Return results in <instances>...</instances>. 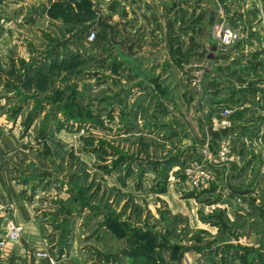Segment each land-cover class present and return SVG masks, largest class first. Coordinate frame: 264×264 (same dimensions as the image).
Segmentation results:
<instances>
[{
    "label": "rangeland",
    "instance_id": "374dc122",
    "mask_svg": "<svg viewBox=\"0 0 264 264\" xmlns=\"http://www.w3.org/2000/svg\"><path fill=\"white\" fill-rule=\"evenodd\" d=\"M37 1L0 0V264H132L127 253L136 231L154 233L163 243L152 254L155 262L146 264L188 259L204 264L210 254H198L208 252L203 239L220 246L226 234L245 243L257 239L262 229L252 225L246 205L247 228L228 221L211 194L202 201L184 198L185 185L178 184L184 165L199 158L184 156L183 140L192 134L180 139L158 128L135 130L128 107L118 103L121 87L129 90V84L121 81L124 70L118 69L113 48L107 47V57L75 52L80 56L56 63L69 57L66 42L92 29L95 11L83 0L52 2L47 11ZM214 4L219 15L214 18L232 23L226 1ZM255 20L264 37V14ZM240 23L232 24L240 29ZM174 156L185 159L168 192L165 183L157 186L163 170L155 163L169 162L163 172L167 182L178 160L172 161ZM146 162L153 171L139 177ZM19 200L36 226L22 228L18 240L8 241L5 219ZM183 208L188 217L180 213ZM248 252L257 255L231 256L220 264H264L262 242Z\"/></svg>",
    "mask_w": 264,
    "mask_h": 264
},
{
    "label": "crops",
    "instance_id": "0c3cea01",
    "mask_svg": "<svg viewBox=\"0 0 264 264\" xmlns=\"http://www.w3.org/2000/svg\"><path fill=\"white\" fill-rule=\"evenodd\" d=\"M58 1L37 3L47 11ZM225 1L232 23L241 22V39L230 46L219 45L210 33L215 20L209 22L208 8L219 17L214 0H83L95 11L93 27L65 44L81 56L107 57V47L113 48L114 61L124 70L121 81L129 84V90L121 87L118 103L128 107L135 130L158 128L180 139L190 132L187 142L182 139L184 156L192 153L199 159L203 151L205 156L215 155L223 140L229 142V159L209 164L213 180L207 188L191 189L186 184L177 168L182 157L168 172V192L181 177L178 184L188 187L182 188L187 191L184 198L202 201L212 195L218 199L217 207L226 210L228 221L247 228L246 205L252 225L261 226L262 232L254 233L257 239L249 237L248 243L233 233L226 234L222 246L215 240L207 245L203 239L208 252L198 254L211 257L204 264L221 251L224 254L216 264L228 262L231 256L247 258L255 243L264 245V37L254 21L264 14V0ZM90 31L95 32L92 44L87 38ZM225 109L230 110L231 125L217 130L212 122ZM147 164L145 178L153 171ZM237 199L243 203L239 205ZM180 213L188 217L186 208ZM7 216L5 224L12 219L27 230L36 226L24 201L12 204Z\"/></svg>",
    "mask_w": 264,
    "mask_h": 264
},
{
    "label": "built area",
    "instance_id": "2783aa9c",
    "mask_svg": "<svg viewBox=\"0 0 264 264\" xmlns=\"http://www.w3.org/2000/svg\"><path fill=\"white\" fill-rule=\"evenodd\" d=\"M212 37L217 43L223 47L233 45L241 39V31L239 28L227 22L225 19L218 18L211 24ZM89 41L95 39V32L90 31L87 36ZM230 110L225 109L219 118H215L212 125L215 129L227 128L231 125L228 118ZM202 159L189 160L184 165V177L186 184L191 189H203L207 188L213 180V174L211 173L210 165L218 164L221 161L229 159L230 144L228 141L223 140L219 146L215 155L205 156L206 151H203ZM6 238L8 241H16L20 238L22 226L12 219L6 221ZM45 256L43 254H39ZM185 264H190L189 260H185Z\"/></svg>",
    "mask_w": 264,
    "mask_h": 264
},
{
    "label": "trees",
    "instance_id": "16d2710c",
    "mask_svg": "<svg viewBox=\"0 0 264 264\" xmlns=\"http://www.w3.org/2000/svg\"><path fill=\"white\" fill-rule=\"evenodd\" d=\"M66 51V53L69 54V57H71V59H68L69 57H63L62 60H60L59 58H57V62L58 64H61V63H64V62H67V61H70L72 60V58L76 57V56H80L79 54H73L75 52H73L72 50H68V49H64ZM178 157V158H177ZM171 159H173L172 161H174V159H178L177 162L179 161V156H174L172 157ZM185 159V157H182L181 160H180V163ZM123 160L122 157H119V160L117 161V166H118V162ZM125 161H128L127 158ZM130 161V160H129ZM162 163V165L160 166V164L157 162L155 163V169H157L158 167H160V169L163 170V172H165L166 168L168 165H169V162H165V159L163 160H160ZM155 161H153L154 163ZM185 162V161H184ZM165 163V164H164ZM176 163V162H175ZM174 164V163H173ZM125 165V164H124ZM144 164H141L140 166V173L138 172V175L140 174L139 177H142L144 172H145V168H144ZM128 172L127 173H130L132 172V168L130 166H128ZM144 170V172H143ZM161 172V174L163 175V178H164V173ZM166 173V172H165ZM163 178H162V182H158V180L156 182H158L157 186L158 185H162L163 183L166 184V180L163 181ZM165 184H164V187H165ZM162 187V189L164 188ZM161 189V190H162ZM134 238H131L130 239V246L132 245L133 248L130 250L129 253H127L128 255H130L132 257V264H146V263H154L155 260L153 259L154 257H152V254L157 251L156 249H158L159 247H162L163 243L159 242L158 238H157V235L154 234V233H145V232H140V231H136L134 233ZM161 241V240H160ZM145 256V258H143L144 260L140 259L141 257ZM180 260L178 262V264H180ZM223 263V262H222Z\"/></svg>",
    "mask_w": 264,
    "mask_h": 264
},
{
    "label": "water",
    "instance_id": "95a60500",
    "mask_svg": "<svg viewBox=\"0 0 264 264\" xmlns=\"http://www.w3.org/2000/svg\"><path fill=\"white\" fill-rule=\"evenodd\" d=\"M209 9V22L210 23H212L213 21H214V14H215V12H214V10L213 9H211V8H208Z\"/></svg>",
    "mask_w": 264,
    "mask_h": 264
}]
</instances>
